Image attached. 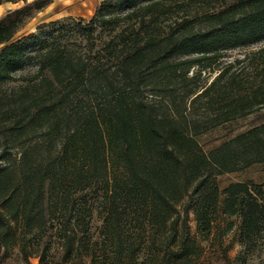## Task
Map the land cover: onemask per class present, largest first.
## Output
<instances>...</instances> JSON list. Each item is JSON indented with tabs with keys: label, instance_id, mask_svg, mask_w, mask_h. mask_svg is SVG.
Returning <instances> with one entry per match:
<instances>
[{
	"label": "trees",
	"instance_id": "trees-1",
	"mask_svg": "<svg viewBox=\"0 0 264 264\" xmlns=\"http://www.w3.org/2000/svg\"><path fill=\"white\" fill-rule=\"evenodd\" d=\"M51 2L0 18V248L15 237L38 264L53 247L65 264H204L198 237L224 215L253 240L262 187L216 177L264 163V124L209 153L196 137L264 107V47L253 82L218 65L264 42V0H103L18 35Z\"/></svg>",
	"mask_w": 264,
	"mask_h": 264
},
{
	"label": "rangeland",
	"instance_id": "rangeland-1",
	"mask_svg": "<svg viewBox=\"0 0 264 264\" xmlns=\"http://www.w3.org/2000/svg\"><path fill=\"white\" fill-rule=\"evenodd\" d=\"M5 1L14 0H0V2ZM17 8L18 7H0V18L9 10ZM94 12L95 10L92 14L85 12L87 16L83 18L89 19ZM70 14L71 15L68 16L72 18L81 17V13L77 9H74ZM58 19L63 18H57L56 20ZM42 20L40 16L35 15L20 28L18 35L34 32L39 24L55 20V18H51L47 21ZM262 47H264V42L230 50L224 53L218 65L221 67L230 65V71H242L241 79L244 83H247V81L253 82L257 80L256 76L258 71H256L255 67L256 64H259L257 61L260 59L258 56L253 57L252 55L253 52L258 51ZM196 69L195 67L194 71ZM213 76L214 74L210 75L209 71H205L201 74L199 79L210 82ZM261 124H264V107L246 117L213 128L196 137V139L202 149L206 153H209L212 149L228 141L236 134ZM216 179L220 191L231 182H246L250 185H259L264 191V163L252 164L237 172L221 173L217 175ZM220 198L223 199V195H221ZM189 215L191 233L195 235V222L193 221L192 212ZM240 226L241 220L238 216H220L218 224L212 230L207 240H202L201 237H198V240L201 241L205 248L203 257L204 264H264V223L260 228V233L253 238V240L245 242L241 237ZM21 247L19 239L14 237L8 240L7 246H1L0 248V264H33L38 262L37 257L30 256L26 258L24 255L25 252L24 250L22 251ZM47 260L50 264H65L62 260L61 250L56 247L50 250ZM75 264L79 263L76 262Z\"/></svg>",
	"mask_w": 264,
	"mask_h": 264
},
{
	"label": "crops",
	"instance_id": "crops-1",
	"mask_svg": "<svg viewBox=\"0 0 264 264\" xmlns=\"http://www.w3.org/2000/svg\"><path fill=\"white\" fill-rule=\"evenodd\" d=\"M33 0H25L26 3L32 2ZM103 0H52V2L43 10L38 12L36 15L42 18V21L50 20L51 18H64L70 17L74 9L79 10L80 16L86 17L85 12L89 14L95 10V7L99 2ZM24 5V0H14L0 2V7H22ZM14 10V9H13ZM38 264V262L33 263Z\"/></svg>",
	"mask_w": 264,
	"mask_h": 264
}]
</instances>
